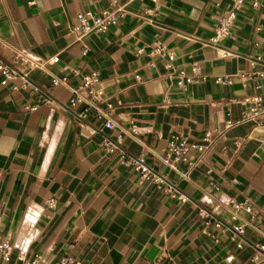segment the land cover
<instances>
[{"label":"crops","instance_id":"obj_1","mask_svg":"<svg viewBox=\"0 0 264 264\" xmlns=\"http://www.w3.org/2000/svg\"><path fill=\"white\" fill-rule=\"evenodd\" d=\"M110 1L0 0V58L24 75L0 72V238L11 246L0 263L264 264V116L244 118L241 102L260 94L264 103V0H245L216 44L232 0H119L127 12L115 26L79 38L77 13ZM10 46L56 54L48 69L71 86L97 71L116 124L75 116L69 87ZM206 131L207 148L177 162L189 172L181 178L162 160L168 141L206 145ZM133 158L162 178H141ZM213 198L228 206L221 221L246 222L242 234L200 216Z\"/></svg>","mask_w":264,"mask_h":264},{"label":"built area","instance_id":"obj_2","mask_svg":"<svg viewBox=\"0 0 264 264\" xmlns=\"http://www.w3.org/2000/svg\"><path fill=\"white\" fill-rule=\"evenodd\" d=\"M156 1V0H154ZM245 0H232V4L228 9L223 10L217 17V25L213 36L209 38L210 43L216 44L218 41L224 38H228L232 34L233 24L237 18V14L242 10ZM251 5L257 6L258 0H251ZM127 10L124 4L119 3V0H111L109 6L100 9L97 13L91 11H80L77 13L78 23L74 26V30L77 32L78 37L81 38L85 35L92 33L105 32L110 27L115 26L121 18L126 14ZM14 55V58L22 61L25 65L33 68L45 70L50 74V81L53 85H65L68 86L71 92L66 109L74 113L78 118L86 117L90 111L93 112L94 116L104 120V124L107 127H112L116 123L111 117V105L106 104L105 107L101 106V102L105 101L103 96V87L100 84L99 74L97 71H91L83 74L82 82L77 86H71L68 83L67 76H58L49 71L48 66L51 63L57 61L58 56L55 54L50 57L35 56L25 49L19 46H10ZM85 49V48H84ZM158 51L161 48H157ZM224 55L230 54L229 51L225 50ZM0 72L6 78H14L17 75H22L18 69L13 67L10 63L5 62L0 58ZM241 102L245 104L246 109L244 112V118L255 121H260L261 117L264 116V103H262V96L260 94L246 95L241 98ZM83 105L82 110L78 114L74 112V109L78 105ZM229 122L227 125H230ZM214 136L211 132L206 131L204 139L206 145L202 144H189L184 138L179 135H174L168 141L167 148L164 155L162 156L163 162L172 171L178 173L181 178H188V171H181L177 167V162L185 159L186 152L190 147L196 150L203 151L213 141ZM113 143H110L109 149L112 150ZM196 162L190 163L194 165ZM133 164L139 171L141 178H148L152 180H158L162 177L154 173L141 159L133 158ZM181 199L186 197L182 194L179 195ZM49 206L55 205V200L50 198L47 200ZM235 207H239L240 204H234ZM228 209V206L223 201L213 198L212 205L209 209L200 207L199 214L201 217H207L213 215V223L217 226L222 225L232 229L238 234H242L246 222L238 224L225 223L215 216L219 210ZM245 209L252 215L256 216L259 214L258 210L251 206H245ZM231 220H235L238 215L236 210H230ZM242 240V239H241ZM259 248L264 249V245H258ZM11 252V246L8 242L2 241L0 238V256L3 260L7 261ZM257 255L254 254V257ZM24 260L25 264H75L73 256L66 255L60 256L55 262L49 263L44 261L40 256H33L27 259L22 256L19 257ZM1 264V263H0Z\"/></svg>","mask_w":264,"mask_h":264}]
</instances>
